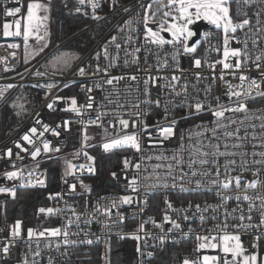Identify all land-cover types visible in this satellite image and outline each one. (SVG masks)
Here are the masks:
<instances>
[{"label":"snow or ice","instance_id":"obj_1","mask_svg":"<svg viewBox=\"0 0 264 264\" xmlns=\"http://www.w3.org/2000/svg\"><path fill=\"white\" fill-rule=\"evenodd\" d=\"M103 2L104 0H74L75 7L69 9V12L87 18L89 13L86 8H90V18L99 21L104 18L97 12ZM137 3L142 14L137 11L135 16L127 19L123 27L119 28L123 36L111 35L93 57L97 63L91 69V75H103L85 91L92 93L93 88L101 90L105 93L102 100L97 104L95 97L88 95L87 103L78 105L77 99L71 97L68 109L77 116H83L84 109L96 113L94 118L78 122L85 128L89 125L104 128L102 148L105 153L133 150L139 154L134 163L127 157L124 159V170L131 169L134 172L133 177L128 179V187L133 193L143 190L144 205H147L150 195L160 191L164 193L162 218L159 221L155 216L142 218L136 230L127 236L121 235V239L137 241L139 264H145L146 260L151 264L154 257L153 251H146L149 247L147 238L157 240L163 246L165 242L173 240V234L177 232L183 238L195 235L193 253L196 255L184 256L180 264H264V257L252 251L259 248L260 240H264V107L248 106V102L256 97H264V19L261 18L264 7L253 13L254 23L244 10L255 4L264 5V0H149L147 4L144 0H137ZM16 4L17 6L3 11L4 17L12 19H5L3 22L2 35L4 38L15 37L22 40L24 63L27 65L29 58L39 56L49 47L52 0H28L26 11L23 0H16ZM110 4L115 7L119 0H110ZM232 4H235V15L230 12ZM64 6L68 7V0H64ZM122 10L129 12L130 8ZM200 20L212 26V30L203 33V40L191 27ZM140 25L143 26L142 31ZM213 32L218 38L216 43H212ZM233 41L239 46L234 47ZM202 44H206V47L201 57L196 53ZM7 47L19 49L21 45L9 43ZM141 52L146 53L143 66L139 55ZM213 52L217 53L214 60L210 59ZM101 53L106 62L103 66L99 62ZM121 53L123 67L135 65L137 72L142 75H110L111 69L119 66ZM149 55L153 58L152 63H149ZM183 57L190 59L192 66L189 69L182 67ZM78 59L75 54L60 53L48 62L45 73L36 71L33 75L44 77L47 67L52 68L53 74L62 75ZM218 65L221 66L219 77L215 75ZM205 67L213 71V83L217 79L222 82L224 91L220 95L213 94L211 84L202 88L201 84L209 77L192 70ZM253 67L258 72L257 76L250 75ZM4 70L9 71L8 68ZM77 74L84 77L89 75V71L85 67H79ZM228 76L232 79H227ZM237 79L238 83L232 82ZM13 87L9 84L0 88V102L9 103L5 93ZM33 87L46 88L51 92L56 85L35 84ZM153 89L157 90L155 94ZM47 98L46 93L45 99ZM20 99L18 97L10 102L17 117L27 112L25 105L19 102ZM61 99L63 98L56 97V100ZM54 103L55 101L48 103L47 108L52 110ZM179 108L185 110L181 119L204 113H210L212 119L196 123L177 134L176 110ZM157 109L163 115L157 118L154 126L148 125L146 118ZM239 114H243L242 119ZM109 117L111 119H107ZM253 120L259 121V124L251 123ZM36 123L39 124L40 121L37 120ZM69 124L70 121L65 120L57 128L63 126L67 130ZM42 127V132L32 127L29 129L30 135L25 134L20 138L31 150L19 142L15 143L19 152L30 156L34 162L32 167L17 168L12 163V170L3 173L7 180L19 181L20 187H45L42 174H37L38 157L42 153L46 155L61 151L59 147H52L47 140H40L46 132L51 131L53 136H59L60 133L50 129L47 124ZM150 128H154V131H150ZM257 128L260 129L259 133ZM89 139L85 134L84 143L75 155L78 158L82 152L91 162L87 165L80 164V170L86 169L95 174V158L85 151L89 147ZM37 141H40V145H37ZM3 155L11 160L14 153L12 149H7ZM15 159L23 160L24 157L16 153ZM65 164V177L75 175L77 166L67 160ZM244 173H251L252 179L246 180ZM112 176L119 179L115 172ZM32 177L36 179L33 180ZM65 183H68L66 179ZM81 187L90 192V188L83 182ZM69 188L74 192L76 185L69 184ZM170 191H178L181 197L210 192L214 193L216 202L209 203L205 200L202 205L193 204L189 199L186 205L181 201V206L176 207L169 198ZM0 193H7L15 198L16 188L0 187ZM59 197L60 194L56 193L50 194L48 198ZM230 202H234V206H230ZM132 203V196L122 195L103 207L99 201L91 208L85 204L83 212L67 205L65 208H40V213L48 216L69 212L71 217L67 218V223L62 227L45 228L42 231L27 229V240L36 241V250L32 251L30 243L28 253L24 254L20 264H40L37 259L42 254L40 241L48 240V237L63 238L56 240L55 247L57 251L64 248L60 255L66 258L64 264H71L73 253L68 251L69 247L94 243L89 232L80 229L81 222L90 225L92 220H96L102 226V233L105 230L111 231L113 225L125 222L119 207ZM113 210H116L118 219H113ZM139 211L144 212L145 208L141 207ZM101 216L104 217L103 220L100 219ZM196 220L199 223L194 228L192 224ZM149 223L159 230L158 234L146 230ZM185 224L188 225L187 231L184 230ZM21 225L20 220L11 225L8 242L0 245L2 258H7L10 249L16 246L14 242L22 238ZM73 225L80 231L72 232ZM165 225L170 227L165 228ZM81 232L83 240L69 238L70 235L79 236ZM141 233L144 235L141 236ZM243 234L252 235L250 247L245 246ZM141 240H145L143 246L139 243ZM51 243L52 241H48L46 246H51ZM151 247L155 248L156 245ZM29 254L32 256L31 261L27 258ZM101 259L109 264L107 255ZM48 264H55L53 257L48 258Z\"/></svg>","mask_w":264,"mask_h":264},{"label":"built area","instance_id":"obj_2","mask_svg":"<svg viewBox=\"0 0 264 264\" xmlns=\"http://www.w3.org/2000/svg\"><path fill=\"white\" fill-rule=\"evenodd\" d=\"M28 0H23L24 10L26 11V4ZM47 2V0H45ZM149 0H144V3L147 4ZM1 6V25H0V88H3L9 84L13 85L14 87L11 88L7 93H5L6 98L11 100L14 98L19 91V89L23 85H35V84H47V83H54L56 87L52 89L51 92H48L46 88H39L44 91L43 98L40 102L29 112L26 118L21 122V124L16 127L10 134H8L5 138L0 141V187H15L16 188V197L13 198L7 193H0V245L7 243L9 239V233L11 229V225H13L17 220L22 222V238L16 240L15 247L10 249V254L7 258H2V253H0V264H20L23 256L25 253H28V246L31 243L32 251L36 250V241H28L27 240V229L31 228L37 231H42L45 228H55V227H62L64 224L67 223V218L71 217V213L65 212L60 215L56 216H48L42 214L41 222L38 224H30L27 218H9V212L13 210L11 204L14 203L19 198L20 191L24 189H31L37 190L44 187H40L39 185L35 187H20L19 181H9L6 177L3 176L5 171L12 170V163H15L17 168H28L30 169L33 165V161L31 160L30 156L27 153L19 152V149L15 147V143L19 142L25 148H29L30 146L25 144L20 138L25 134H29V129L32 127H36L38 131L42 132L43 127L42 125L47 124L50 129L57 130L60 135L53 136L51 131L46 132L40 140H47L52 147H59L61 149L60 152H50L48 154H43L38 157L39 160V168L37 169V174L41 175V178L45 180L46 186L49 184L52 185L54 188L53 191L49 192V195H55L56 193L60 194L59 198L56 199H49V204L40 206V208H65L67 206H74L77 208L78 211H84V205L91 206L95 205L98 201L103 207L105 204H109L113 199H118L122 195H130L133 197V203L129 205H121L119 207V212L122 213L125 217V222L122 225H113L111 231L105 230L103 233L101 232V224L97 223L96 220H92L90 225H84L83 222L80 224V229H86L90 237L93 239L94 243L92 245H85V244H78L75 247H69L68 251L73 253L71 255V264H105V261L101 259L102 256L107 255L109 264H113V240L121 239V235L127 236V234L133 233L140 220L147 219L148 216H155L156 219L159 221L162 218L161 209L163 208V199L164 193L162 191L156 192L148 197L147 205L142 203L144 199L143 190L140 193H133L131 192L130 188L128 187V179L132 178L134 172L129 169L127 171L124 170V159L127 157L130 160L136 162L138 159L139 154L135 153L133 150H127L121 156V159L113 158L106 161V163H119V166L113 170L108 175H102L99 171V166L97 161H101L98 159V156H107L110 155L112 152L105 153L102 148V143L104 142V128L96 127L94 125H89L87 128L84 127L83 124L79 123L78 121L84 120L85 122L91 117L94 118L96 113L92 110L84 109L83 116H77L72 111L68 110L70 105H68L67 100H56V97L62 96L66 98L75 97L77 99L78 105L86 104L88 95H92L95 97L97 104L102 100L103 96L105 95L99 89L93 88L92 93H87L85 89L87 87H92L94 82L101 79L103 74L100 76H92L91 70L89 71V75L81 77L77 74L78 66L81 61L90 54L94 49L99 47V51L103 43L110 38L111 35H120L123 36V33L119 32V28L123 27L124 22L129 19L130 17L135 16L137 11H141L139 8V4L137 0H119V4L115 7H112L110 4V0H104L101 4V7L97 10L98 14L103 19L99 21H94L90 18L91 16V9L86 8V11L89 13L87 19L90 21L89 26L99 25L101 23L106 24V28L95 42V44L90 48V50L82 57V59L66 74L63 75H55L52 72L47 71L44 77H35L33 74L36 71L41 73H45L46 70L40 68V63L43 61L48 55L51 54L59 45L55 46L49 52H47L44 56L36 60L35 62L31 63L35 60V58H29V65L25 67L23 70L19 71L21 63H24V49L22 40L19 38H1L2 33V24L7 20H11V17H4L3 11L5 8H13L17 6L16 0H0ZM128 7L130 8L129 12H124L122 9ZM244 6L242 5V8ZM264 5L255 4L252 5L251 8H244L245 11L248 12L249 17L252 19V22H255V16L253 15L254 12L260 11ZM231 13L235 15V4L231 5ZM142 14V11H141ZM261 18L264 19V12H261ZM142 25H140V29L142 31ZM49 29H50V22H49ZM212 30V27L207 26L204 29L199 30L200 39L203 40V33ZM134 38H135V34ZM50 39V38H49ZM142 39V37H141ZM217 36L213 32L212 35V43H216ZM9 43H19L21 47L19 49H9L7 45ZM30 43H34L30 41ZM234 47H238L239 45L236 44L235 41L232 42ZM222 44V40H221ZM206 44H202L196 55L203 56L204 48ZM251 47V44H249ZM46 50V49H45ZM114 51V50H113ZM15 53V56H13ZM141 66H143V58L146 55L145 52H141ZM102 61L101 66H103L106 62L103 60V54L101 53ZM217 58V53L213 52L211 54L210 59ZM153 62V58L149 55V63ZM181 65L184 69H189L191 65V61L188 57H183L181 59ZM95 67V66H94ZM93 67V68H94ZM8 68L9 71H5L4 69ZM28 69V71H26ZM193 71L202 72L203 75L209 77L208 80L203 81L201 87L203 88L204 85L211 84L213 94L220 95L223 91L222 82L217 79L214 83L211 79L213 76V71L207 67L202 69H192ZM221 70V66H217L215 71V75L219 77ZM23 74V75H21ZM121 74H136L142 75V73L137 72V68L135 65L130 66L128 68L123 67V53H121V60L119 62V66L111 69L110 75H121ZM250 75L257 76L258 72L253 67L251 69ZM227 79L231 80V76L226 77ZM233 83H238L237 80H233ZM74 83H79L78 91L76 93H70L67 95H61V90L66 87L65 85L69 86ZM122 84L124 82H121ZM38 88V87H37ZM264 88V85H262ZM153 94L157 91L153 89ZM47 93V99H45V94ZM55 101L54 108L49 110L47 108V104ZM5 103L0 102V108ZM248 106L250 108H262L264 107V97H256L255 100L249 101ZM163 113L157 109L153 112L152 115L146 118V123L148 125L154 126L158 117H161ZM176 115L178 119L177 125V134L180 131L191 127L192 125L199 123L201 121H209L212 119L210 113H204L199 116L191 117L188 119H181L180 117L185 115V110L183 108H179L176 110ZM239 118H243V114H239ZM107 119H111L110 117ZM39 120L40 123L37 124L36 121ZM65 120L70 121L69 127L67 130L64 129L63 126L57 128V125H63ZM251 123L259 124V121H251ZM111 131V128L108 129ZM90 137L87 141L89 147L85 149L89 153V155L93 156L94 159V167H95V174L89 173L86 169L80 170V164H89L86 157L81 152L80 156L77 158L75 153L80 151L84 137V132ZM150 131H154V128H150ZM251 131V129H249ZM260 129L257 128V132L259 133ZM37 145H40V141H37ZM169 146H173L169 144ZM7 149H12L14 155L10 160L7 156L3 155ZM249 151L251 150L249 146ZM99 152V153H93ZM19 153L20 156L24 157L23 160H16L15 154ZM98 159V160H97ZM71 161L73 164L77 166V170L75 175H69L65 177V168L66 164L65 161ZM53 171L54 176L52 177V182H50V171ZM115 172L119 179L113 178L112 173ZM27 176V173H25ZM244 177L246 180H251L252 176L251 173H244ZM109 178L112 181V185H105L104 186V179ZM33 180L36 177H32ZM65 179L68 183H65ZM81 182L84 185H87L90 188L89 191H85L83 187H81ZM75 184L76 190L72 192L69 188V184ZM45 186V187H46ZM104 187L106 190H104ZM48 195V196H49ZM169 198L174 202L176 207L181 206V201L186 205L189 199L192 200L193 204L201 203L207 200L209 203H214L215 196L214 193L210 192H202L199 195H190L181 197L179 192H169ZM230 206H234V202H230ZM141 207L145 208L144 212H140L139 209ZM115 211L113 210V219H118L115 215ZM135 217V218H133ZM74 219V218H72ZM101 220L104 219L103 216L100 217ZM199 223L198 220L193 222L192 226L195 228L196 225ZM210 226V225H206ZM170 227V225H165V228ZM188 225H184V230L187 231ZM77 229L75 225H73L71 231L76 232L80 231ZM146 230L153 233L158 234L159 230L152 227L151 223L146 225ZM144 234L141 233V236ZM99 236L97 240L96 237ZM72 240H83V232L79 236L70 235L69 237ZM62 240L63 238H54L48 237V240H41V256L37 258L40 264H48V258L51 256L54 258L55 264H64L66 258L61 257L60 252L64 251V248L61 247L59 251H57L55 247L56 240ZM130 239V238H124ZM253 239L251 234H243L242 240L246 247H250V241ZM132 240V239H130ZM48 241H52L51 246H46ZM135 243V254L133 262L134 264H139L140 258L136 252L137 241L133 240ZM149 247L146 251H153L154 257L152 258L151 264H180L184 256L196 255L193 253V248L195 246V235L193 234L190 238H183L179 232L173 234V240H169L165 242L163 246H161L157 240L147 238L146 240ZM140 245L143 246L145 240H141ZM152 245H156L155 248L151 247ZM177 247V250H180V255L177 258H171L169 260L166 259L164 256V252L170 250V247ZM180 248V249H179ZM252 251H256L260 254V256L264 255V240L259 241V248L252 249ZM28 260L31 261L32 256L29 254L27 256ZM167 261V262H166ZM145 264H148L147 260Z\"/></svg>","mask_w":264,"mask_h":264},{"label":"trees","instance_id":"obj_3","mask_svg":"<svg viewBox=\"0 0 264 264\" xmlns=\"http://www.w3.org/2000/svg\"><path fill=\"white\" fill-rule=\"evenodd\" d=\"M74 0H68V7L64 6V0H52V11L50 14V39L49 47L41 53L35 62L47 52L53 49L55 46L59 45L51 54H54L60 50H65L68 53L75 54L79 57L78 60L74 61L77 64L84 55L90 50V48L95 44L98 38L101 36L106 28L105 23H101L95 26H89L90 21L83 15L78 13H70L69 9H74ZM1 6H0V25H1ZM99 51V47L94 49L90 54H88L79 64V67H85L90 71L97 63L93 59L96 52ZM50 54V55H51ZM47 58V57H46ZM46 58L43 60L45 61ZM40 63V68L46 70L42 62ZM102 57L100 58V63ZM30 63H21L19 71L23 70ZM48 71V70H47ZM66 74V72L64 73ZM79 83H74L69 86L64 87L60 94L67 95L70 93H76L78 91ZM44 91L33 87L32 85H23L16 96L9 100L8 104H4L0 108V141L10 134L16 127H18L21 122L26 118L29 112L40 102L43 98ZM20 103L25 105L27 109L26 114L21 117H17L14 110L10 106V102L16 100L17 98ZM99 153V152H93ZM126 153V151L116 150L107 156H98L97 161L99 166L100 174L108 175L111 170L117 168L119 163H106V161L113 158L121 159V156ZM97 159V160H98ZM50 182H52V177L54 176L53 171H50ZM51 184L48 186L37 189H24L20 191L19 198L14 201L11 206L13 210L9 212V218H27L30 224H38L41 222L42 214L39 211V207L49 204V192L53 191ZM113 264H134V254H135V243L130 239H115L113 240ZM180 249V248H179ZM180 250L177 247H170V250L164 252V256L167 260L171 258H177L180 255ZM167 262V261H166ZM163 264V263H162Z\"/></svg>","mask_w":264,"mask_h":264},{"label":"rangeland","instance_id":"obj_4","mask_svg":"<svg viewBox=\"0 0 264 264\" xmlns=\"http://www.w3.org/2000/svg\"><path fill=\"white\" fill-rule=\"evenodd\" d=\"M230 12H231V6H230ZM200 21H203V20H200ZM204 22H206V21H204ZM206 23H207V22H206ZM192 26H193V25H192ZM192 26H191V27H192ZM208 26H210V25H208ZM210 27H212V26H210ZM1 38H4L3 35H2V33H1ZM11 38H12V37H11ZM63 52H66V51H65V50H60V51H58V52H56V53H54V54L48 55L47 58H46V60L42 62L43 67L46 69V66L48 65V62L51 61L52 58H53L54 56L59 55L60 53H63ZM74 61H75V60H74ZM74 61L72 62L71 67H69V68H67V69L64 70L63 74H64L65 72L68 73V72H69V71H70V70L76 65V64H74ZM47 70H48L49 72H52V73H53V70H52L51 67H47ZM63 74H62V75H63ZM55 75H59V74H55ZM58 97L63 98V99H61V100L66 99L68 105H70V103H69V99H68V98H66V97H62V96H58ZM85 134H86V131L84 132V135H85ZM41 214H42V213H41ZM44 215H46V214H44ZM261 257H264V255H262Z\"/></svg>","mask_w":264,"mask_h":264},{"label":"water","instance_id":"obj_5","mask_svg":"<svg viewBox=\"0 0 264 264\" xmlns=\"http://www.w3.org/2000/svg\"><path fill=\"white\" fill-rule=\"evenodd\" d=\"M207 26V23L204 21H197L193 26L192 29L193 31L199 33L200 29H204ZM166 35V34H165ZM112 185V181L109 178L104 179V186L105 185ZM104 190H106V188L104 187Z\"/></svg>","mask_w":264,"mask_h":264}]
</instances>
